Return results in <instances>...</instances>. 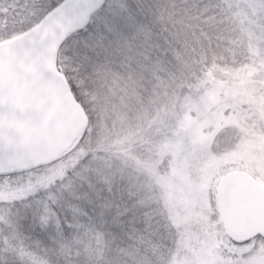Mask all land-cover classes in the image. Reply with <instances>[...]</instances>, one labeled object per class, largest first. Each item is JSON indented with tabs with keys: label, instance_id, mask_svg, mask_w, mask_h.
Masks as SVG:
<instances>
[{
	"label": "rangeland",
	"instance_id": "obj_1",
	"mask_svg": "<svg viewBox=\"0 0 264 264\" xmlns=\"http://www.w3.org/2000/svg\"><path fill=\"white\" fill-rule=\"evenodd\" d=\"M177 1L164 0V9L137 18L138 24L145 19L160 28L151 34L156 42L150 39L157 45L150 46L157 55L142 56L147 39L135 29L128 31L124 21L116 39L104 37L98 48L91 46L105 57L90 50L84 56L83 70L89 69L104 109L96 137L106 141L105 151H97L91 162L104 173L110 193L134 195L148 210L150 231L130 255L134 264H264V239L233 243L222 228L215 201L216 184L229 171H245L264 184V79L223 82L207 76L190 92L174 95L170 88L177 73L187 71L195 53L205 51L204 33L193 32L204 18L194 15L192 2L177 13L173 9ZM227 2L244 34L236 35L238 42L264 57V0ZM101 20L95 18L97 24ZM102 21L115 31L113 20ZM71 40L66 38L62 49ZM175 52L183 60L173 67ZM57 67L55 56L54 71L71 97L65 98L66 104L72 101L84 113ZM205 121L208 127L203 126ZM79 124L75 118V126ZM81 135L66 141L61 154L46 165L39 162L16 169L17 173L0 171V199L26 196L60 177L67 168L62 155ZM119 209L124 210V203Z\"/></svg>",
	"mask_w": 264,
	"mask_h": 264
},
{
	"label": "trees",
	"instance_id": "obj_2",
	"mask_svg": "<svg viewBox=\"0 0 264 264\" xmlns=\"http://www.w3.org/2000/svg\"><path fill=\"white\" fill-rule=\"evenodd\" d=\"M63 1L0 0V42L30 30ZM163 1L104 0L82 28L66 37L72 38L70 46L62 49L64 41L59 45L57 68L65 74L71 96L82 106L88 123L76 144L62 155L67 168L60 177L26 196L0 199V264H134L130 255L150 231L148 210L137 204L134 195L110 193L106 178H102L104 173L91 162L97 151H105L106 141L96 137L104 109L102 99L93 91L91 73L89 69L84 71L83 65L87 52L96 51L91 46L98 48L104 37L116 39L119 24L124 21H128V31L135 29L142 40L147 39L140 51L142 56L146 52L157 55L150 47L157 45L150 39L155 41L151 34L160 28L145 19L138 24L137 18L150 17L155 8L164 9ZM191 2L195 3L194 15L204 18L201 28L196 26L193 32L204 33L205 51L195 53L187 71L176 72L170 88L173 94L190 92L207 76L223 82L240 77L264 79V57L238 42L236 35L244 38V34L227 0H178L173 9L181 13ZM99 17L113 20L115 31L104 27L102 20L97 24L95 18ZM175 53L171 56L173 67L183 60L181 53ZM110 55L114 58V51ZM42 164L46 165L44 161ZM121 203L124 210L119 209Z\"/></svg>",
	"mask_w": 264,
	"mask_h": 264
},
{
	"label": "water",
	"instance_id": "obj_3",
	"mask_svg": "<svg viewBox=\"0 0 264 264\" xmlns=\"http://www.w3.org/2000/svg\"><path fill=\"white\" fill-rule=\"evenodd\" d=\"M104 0H65L30 30L0 42V139L14 150V163L0 171L55 158L82 131L85 116L54 71L56 49ZM72 100V99H71ZM75 118L80 121L75 126ZM209 122H203L208 127ZM57 148L56 151H52ZM215 201L225 234L234 243L264 238V185L241 170L220 177Z\"/></svg>",
	"mask_w": 264,
	"mask_h": 264
},
{
	"label": "snow or ice",
	"instance_id": "obj_4",
	"mask_svg": "<svg viewBox=\"0 0 264 264\" xmlns=\"http://www.w3.org/2000/svg\"><path fill=\"white\" fill-rule=\"evenodd\" d=\"M70 51V50H69ZM26 144H17L14 146L9 144L5 145L2 139H0V165H5V164H12L14 163L15 157H14V150L16 152H19L21 149L25 148ZM0 175H3V173H0Z\"/></svg>",
	"mask_w": 264,
	"mask_h": 264
}]
</instances>
